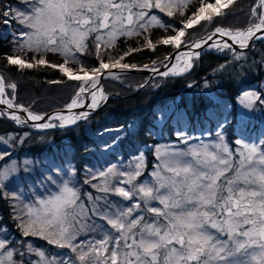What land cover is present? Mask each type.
<instances>
[{"label": "snow or ice", "instance_id": "6c2138e0", "mask_svg": "<svg viewBox=\"0 0 264 264\" xmlns=\"http://www.w3.org/2000/svg\"><path fill=\"white\" fill-rule=\"evenodd\" d=\"M189 3L190 0H31V9L27 12L17 11L13 15L4 9L0 11V16L5 24L16 21L28 29L19 33L17 54L7 56V64L19 69L46 65L58 68L68 80L81 81L77 99L72 100L69 109L82 106L78 97L85 92V86L100 91L103 99L102 89L97 86L105 70L136 66L121 63L123 55L114 62L112 57L105 62L100 55L102 46H113L120 35H140L138 29L147 32L149 27L157 26L166 32L171 29L174 33L162 37L157 43L180 48L188 29L200 25L202 21L213 24L214 17L226 15L223 10L234 5L236 0H199V5L185 17L179 28L165 24L157 15L151 14L155 8L172 17L173 9H176L184 17ZM257 7L264 9V0H259ZM257 7L251 11L253 16H258V23L246 30L215 27L213 35L226 36L232 44L239 45L241 49L247 48L256 33L264 29V11L258 13ZM134 24L138 28H133ZM93 33L99 64L90 66L89 75L80 57L88 52L87 41ZM259 38L264 39V35ZM145 42L148 48L155 50L156 45L151 39L146 37ZM193 47L199 48L201 43ZM222 47L231 48L232 45L225 43ZM137 50L129 49L124 55ZM22 53L34 55L25 60ZM47 53H59L64 58L63 63L52 64L45 58ZM185 55L191 59V54ZM195 55L199 56L198 53ZM69 63L79 67H68ZM191 67V63L186 65V69ZM49 83L59 84L62 81L52 80ZM5 87V80L0 77V96L5 94ZM7 87L15 92L17 85L9 83ZM96 91L90 93L93 109L98 106ZM244 96L247 108L259 99L255 93L246 92ZM12 99H0V104L25 111ZM8 115L11 120L21 122L20 116L14 113ZM87 116L88 113L84 112L71 119L63 116L52 119L60 120L58 126L64 128ZM44 119L40 114L27 113V120L32 122ZM35 126L40 129L57 127L49 122ZM217 136L221 143L203 145L189 152L165 151L158 154L157 159L161 163L152 173L153 183H136L142 175L139 163L134 171L119 174L125 177L119 184L127 187L110 186L107 174L101 172L105 183L94 187L128 201L126 207L101 211L95 201L102 198L89 196L93 206L88 209L80 202L78 190L65 180L60 191L50 198L37 200L35 204L24 205L15 211L13 219L17 221L16 227L24 238L39 237L49 245L69 249L75 254V260L68 257L61 259L59 264H76V261L79 264H264V147L258 150L256 145L238 139L235 143L242 150L234 154L223 144L222 134L217 133ZM179 138L182 134L178 133ZM183 139L187 142L186 138ZM157 152L160 153V150L157 149ZM5 155L7 153H0V159ZM234 155L237 158L234 159ZM74 171L72 169L68 175L74 174ZM14 172L15 169L0 172V188L5 187L4 182ZM112 172L113 169L109 168L108 174ZM0 199L19 201L20 197L15 192H0ZM153 201L162 207L155 206ZM106 206L111 208L107 202ZM12 207L15 210L16 204ZM89 212L104 221L107 227L101 229L104 233L101 238L80 241L78 237L91 219ZM145 213L152 214V219L149 220ZM95 227L93 225L88 230H95ZM27 249L39 257V264H57L55 259L49 260L44 251L35 249L31 244H27ZM24 257L23 246L21 252L15 253L8 247L6 235L0 239V264H30Z\"/></svg>", "mask_w": 264, "mask_h": 264}, {"label": "trees", "instance_id": "16d2710c", "mask_svg": "<svg viewBox=\"0 0 264 264\" xmlns=\"http://www.w3.org/2000/svg\"><path fill=\"white\" fill-rule=\"evenodd\" d=\"M6 3L10 4L8 10L13 15L31 8L29 0H0V11L4 10ZM258 4L259 0H236L234 5L223 10L226 15L214 17L213 24L203 21L189 29L182 38L183 45L200 40L214 32L215 27L246 30L259 21L258 16H253L251 11ZM198 5L199 0H190L184 17L176 9H173L172 17L155 8L151 14L157 15L163 23L179 28L185 17ZM257 12H261L258 7ZM3 20L0 16V77L4 78L6 85H17L16 105L40 115L66 108L76 96L81 83L68 80L58 68L46 65L32 69L8 65L6 57L17 54L19 33L28 29L12 21L11 34L4 35ZM132 27L138 28V25ZM138 30L140 35H120L113 46H102L101 58L108 62L109 57H112L114 62L123 55L121 62L135 65L136 69H157L164 65L175 47L157 41L174 33L171 29L166 32L157 26L149 27L147 32ZM146 37L156 45L155 50L146 46ZM87 43L88 52L80 59L84 61L86 70H90V66L99 64L94 33ZM129 49L138 50L124 55ZM33 55L21 54L25 60ZM45 58L52 64H61L64 59L59 53H47ZM68 67L77 69L79 65L69 63ZM52 80L62 83H49ZM103 89L106 95L116 97L110 98L94 115L71 127L41 131L25 125L20 127L4 116L0 117V153H7L0 159V170L13 162L21 167V178L12 179L6 187L0 188V192H29L24 195L26 199L20 198L19 201L0 199V239L6 235L8 247L15 253L21 252L23 246L24 259L30 264H39V257L28 252L27 244L44 251L47 258L55 259L57 264L68 257L75 260V254L69 249L49 245L39 237L22 236L16 227L17 221L13 219L15 211L24 206L22 200L25 204L35 203L40 197L60 191L63 182L69 180L78 190L80 202L86 208L91 209L93 206V201L89 199L91 196L102 198L95 201L101 211H116L128 206L129 202L94 187L105 183V177H101L100 173L108 174L109 168L113 172L108 174L107 181L110 186H118L120 169L128 170L142 157L140 178L143 180L155 169L159 147H178L180 144L182 146V142H195L198 140L197 133L204 135L209 132V139L217 136V133L223 134L234 154L238 147L235 141L238 139L260 141V146L264 147V40L256 41L248 51L207 52L194 61L192 71L183 77L150 80L144 74H123L116 79H105ZM246 92L259 97L252 116L247 118L240 114L239 103ZM178 133L182 134V138L178 139ZM185 137H190L186 139L187 142H184ZM72 169L75 170L74 174L68 175ZM93 176L97 178L93 179ZM31 185L36 188L33 189ZM106 202L111 205L110 209ZM13 204H16L15 210ZM88 215L91 219L79 235L80 241L101 238L104 234L101 229L107 227L104 221L92 216L91 212ZM93 225L96 226L95 230L89 231Z\"/></svg>", "mask_w": 264, "mask_h": 264}, {"label": "rangeland", "instance_id": "374dc122", "mask_svg": "<svg viewBox=\"0 0 264 264\" xmlns=\"http://www.w3.org/2000/svg\"><path fill=\"white\" fill-rule=\"evenodd\" d=\"M29 1H31V0H29ZM259 5V4H258ZM10 9V4H8V3H6L5 5H4V9ZM31 9V8H30ZM30 9H27L26 8V11L24 10L23 12H27V11H29ZM258 9H260V11L262 12V11H264V9H261V8H259L258 7ZM4 21V20H3ZM259 22V21H258ZM257 22V23H258ZM4 23V22H3ZM4 25H5V28L2 30V34H4V35H6V34H11V26H12V22L11 23H9V24H5L4 23ZM105 39H107V37H105ZM190 44V43H189ZM187 45V44H186ZM183 46H185V45H183V43L181 44V47L180 48H182ZM175 47V46H174ZM180 48H176L175 47V51L176 50H178V49H180ZM231 48H223V47H218L217 49H205L203 52H220V53H223V52H227L228 50H230ZM174 51V52H175ZM203 52H197L198 54H199V56L198 57H200L201 56V54L200 53H203ZM196 53H193V54H191V59L189 60V57H188V55H184L183 56V58H182V60H179V59H177L175 62H173V64L172 65H174L175 66V68L178 70V69H186V65L188 64V63H191V65H192V67L190 68V69H186V70H183V72L182 73H180L179 71L177 72V71H174L175 73H177V74H172L173 73V71H171L170 69L169 70H167L166 72H168L169 73V75H164L165 77H161V78H170V77H183V76H186L187 74H189L191 71H192V68H193V64H194V61L198 58L197 57V55H195ZM167 62V61H166ZM122 63V62H121ZM174 66H171V67H174ZM170 67V68H171ZM87 71H90V70H87ZM75 73H77V72H75ZM120 76V74H118V75H114V76H106V77H104L103 79H102V87H103V82H104V80L106 79H116L117 77H119ZM78 82H80V83H82L81 81H78ZM6 85V84H5ZM86 87V90H85V92H87V91H89L91 88L90 87H88V86H85ZM104 90V89H103ZM84 92V93H85ZM104 93H105V91H104ZM10 95H12V98L14 97V99H15V92H13V90L12 89H10V88H8L7 87V85H6V87H5V97L9 100V99H12L11 98V96ZM106 95V94H105ZM106 96H108V95H106ZM111 97H116V96H113V95H111ZM14 99H12V102L16 105V103H15V100ZM74 99H77V94H76V96L74 97ZM78 100H79V102H84L85 100H86V95L84 94V95H79V97H78ZM239 103H240V114L242 115V116H244L245 118H247V117H249V116H252V114H253V110H254V105H255V103H256V101H255V103L252 105V107L251 108H247V107H245V103H247V98H245V96H243L241 99H240V101H239ZM71 104V103H70ZM69 104V105H70ZM68 107V106H67ZM25 109V108H24ZM27 110V109H26ZM28 111V110H27ZM0 113H2V114H0V117H6V115H5V112H3V111H0ZM78 122V121H77ZM76 122V123H77ZM50 123H53V124H56L57 125V127H54V128H49V129H62V128H60L58 125L61 123V121L60 120H52ZM75 123V124H76ZM75 124H72V126L73 125H75ZM16 125H18V126H24V124H21V123H16ZM71 125V124H70ZM70 125H68V126H70ZM26 126V125H25ZM30 127H32L33 129H35V130H41V131H44V130H49V129H40V128H38V127H36V126H30ZM67 127V126H66ZM66 127H64V128H66ZM71 127V126H70ZM197 137H198V140L197 141H195V142H192V143H189V144H186V143H183L182 141V146H181V144L178 146V147H175V146H171V145H163V146H161V147H159L158 149L160 150V153H158L157 152V156H158V154H163V152H165V151H167V152H189V151H191V150H194V149H197V148H201L203 145H212V144H215V143H221V141H220V138L218 137V136H215L214 138H212V139H209V136H210V133L209 132H205V134L204 135H201L200 133H197V134H195ZM222 136H223V138H224V135L222 134ZM186 139H189L190 137H185ZM246 143H249V144H253V145H256L257 146V148H258V150L260 149V148H262L261 146H260V141H245ZM223 144H226L228 147H229V149L233 152V149L229 146V144L227 143V141L225 140V138L223 139ZM152 146H149V148H151ZM242 149L240 148V146L238 145V147L236 148V153L237 152H239V151H241ZM235 158H237V157H235V155H234V159ZM189 159H190V157H189ZM142 162H143V158L142 157H140V158H138V160L134 163V165L131 167V168H129L128 170H126L125 168H121L120 169V172L119 173H121V172H132V171H134L135 169H133V167L135 168V166H136V164L137 163H139L140 165H142ZM161 163V161L160 160H158L157 159V161H156V164H155V169L152 171V173L153 172H155V171H157V165H159ZM25 164V163H24ZM5 169H15V172L14 173H10V175H9V179L7 180V181H5L4 183H5V187L12 181V179H20L21 177V174L19 173L20 172V169H21V167H19L18 166V164H17V162H13V163H9V164H7V165H5L1 170H0V172H2V171H4ZM104 173H106V172H104ZM152 173L149 175V176H147L145 179H141L140 177L137 179V181H136V183H141V182H143V183H145V184H148V183H153L154 182V177H153V175H152ZM107 174V173H106ZM115 174H116V172H115ZM107 177H108V174H107ZM110 179H111V177H109ZM108 179V178H107ZM122 179H125V177H123V176H121V179L120 180H122ZM118 186H121V187H127V185H118ZM31 187L33 188V189H35L36 187H35V185H31ZM59 192V191H58ZM58 192H55V193H53L52 195L50 194V195H47V196H45V197H40V198H38V200H46V199H48V198H50L51 196H53L54 194H56V193H58ZM18 194H19V197L21 198V199H26L25 198V196L24 195H27V194H29V192H27V191H20V192H17ZM23 201V204L24 205H32V204H35V203H26L25 204V202H24V200H22ZM153 204L155 205V206H157V207H162L161 205H159V203L158 202H156V201H153ZM137 214H139V213H137ZM149 214V218H148V215H147V213H145V215H146V217L149 219V220H151L152 219V214H150V213H148ZM214 231V230H213Z\"/></svg>", "mask_w": 264, "mask_h": 264}, {"label": "bare ground", "instance_id": "6f19581e", "mask_svg": "<svg viewBox=\"0 0 264 264\" xmlns=\"http://www.w3.org/2000/svg\"><path fill=\"white\" fill-rule=\"evenodd\" d=\"M225 10V9H224ZM203 22V21H202ZM189 30V29H188ZM187 30V31H188ZM258 33V32H257ZM256 33V34H257ZM209 35V34H208ZM207 36V35H206ZM209 36H211L212 38L211 39H209ZM209 36H207L206 38H204L203 40H201V41H195V43H193L192 45H190L185 51H183V52H179V53H177L176 54V56H175V58H174V61L173 62H175L176 60H177V57H179L178 59L179 60H182V58H183V56L185 55V54H193V53H197V51L198 50H200V49H202V48H204V47H207V49L209 48V49H217L218 48V46L217 45H219V47H222L225 43H227V44H230V45H232V46H234L235 44H232V41L228 38V37H222V36H219L218 34H215V35H209ZM255 37V36H254ZM253 37V38H254ZM252 38V39H253ZM250 42V41H249ZM196 43H201V47H199V48H195V47H193V45L194 44H196ZM236 46H238L239 47V45H236ZM240 48V47H239ZM228 49V48H227ZM172 66H174V65H172ZM171 71H179L180 73H182L183 71H181V69H176L175 68V66L174 67H171V68H169ZM168 69V70H169ZM122 71V69H109V70H105V75H102L101 76V78H100V82H99V84H98V86H97V88L98 89H102V95H103V99L101 98V92L100 91H96V90H94V89H90L89 91H87V92H85V93H81V95H86V100L84 101V102H79V104L80 105H82V106H78V107H76V108H73V109H67V112H65V113H63V114H57V115H54V116H51L49 119H48V121L47 122H51L52 120H55V119H52V117H55V116H63V117H65V118H68V119H71V118H74V117H78V116H80V114H82L83 112H78V110L79 109H83V108H86V109H88V110H93V111H95L96 109H98L100 106H102L104 103H105V101H106V95H105V93H104V90H103V87H102V84H101V81H102V79L104 78V77H106V76H114V75H118L120 72ZM74 74H78V75H83V73H79V72H77V73H74ZM89 75H90V71H89ZM92 91H96V100H97V102H98V106L95 108V109H93L92 107H91V104H92V97H91V95H90V93L92 92ZM0 99H5V100H8L6 97H5V94L3 95V96H0ZM1 105H3L4 107H5V111H6V113H7V115L9 114L8 112H9V108L7 107V105L6 104H1ZM27 113L28 112H26L24 115H20V114H17V113H14L15 115H17V116H20L21 117V124H26V123H29V124H32L33 126H35V124H39L41 121H39V122H32V121H30V120H27ZM8 117H9V115H8ZM10 118V117H9ZM80 119H82V118H79V119H77L76 120V122L78 121V120H80ZM57 120V119H56Z\"/></svg>", "mask_w": 264, "mask_h": 264}, {"label": "water", "instance_id": "95a60500", "mask_svg": "<svg viewBox=\"0 0 264 264\" xmlns=\"http://www.w3.org/2000/svg\"><path fill=\"white\" fill-rule=\"evenodd\" d=\"M213 33H214V32L210 33L209 35H212ZM209 35H207V36H209ZM262 35H264V29H262L260 32H258V33L256 34V36H255V37L249 42V46H248L247 48H243V49H241V48H239L238 46L234 45V46L231 47V50H233V51H248V50H250V49L252 48L253 44H254L256 41L264 40V39H260V38H259V37L262 36ZM207 36L201 38V39L198 40V41L203 40V39L206 38ZM196 42H197V41H196ZM193 43H195V42H193ZM193 43L187 44V45L183 46L182 48L176 50L174 53H172V54L170 55V57L167 59V62H166L164 65H162L160 68H157L156 71H153L152 69H136V68H129V69H123L119 74H120V75H123V74H144V75L149 76V77H150V80H152V79H154V78H158V77H165L164 75H162V73H165V72H166V71L172 66L176 54L179 53V52H183V51H185V50H186L190 45H192ZM205 49H207V47H204V48L198 50L197 52H200V51L203 52ZM200 54L202 55V54H204V52H203V53H200ZM101 84H102V81H101ZM110 98H112V97H111V96H106V101H105V103H104L102 106H100L98 109H96L95 111H93V110H88V109H86V108H83V109H79L78 112H83V113H84V112H87V113H88L87 118H88V117L94 115L95 113H97L100 109H102V108L108 103V101L110 100ZM67 109H68V107H66V108H64V109H62V110H57V111L51 112V113H49V114H47V115H42V116H44L45 119H44L43 121H41L40 123L47 122L48 119H49L51 116H54V115H57V114H63V113H65V112H67ZM24 110H25V111H21V110H19L18 108H13V109H9V112H8V113H17V114H20V115H24L26 112H30V111H27L26 109H24ZM0 111L5 112V115H6L5 119H7V120H9V121H11V122H13V123H15V124L17 123V122H15V121L11 120V119L8 117V115H7L6 111H5V107H4L3 105H1V104H0ZM31 113H32V112H31ZM33 114H35V113H33ZM87 118H86V119H87ZM82 120H85V119L82 118V119L78 120V122H79V121H82ZM24 125H26V126H32V124H29V123H26V124H24ZM70 126H72V124H71ZM70 126H67V127H70Z\"/></svg>", "mask_w": 264, "mask_h": 264}]
</instances>
